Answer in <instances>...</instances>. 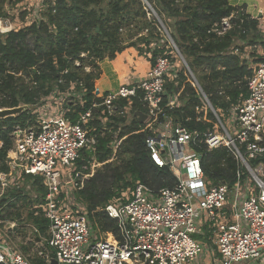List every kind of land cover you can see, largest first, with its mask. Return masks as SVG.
Returning a JSON list of instances; mask_svg holds the SVG:
<instances>
[{"label": "trees", "instance_id": "trees-1", "mask_svg": "<svg viewBox=\"0 0 264 264\" xmlns=\"http://www.w3.org/2000/svg\"><path fill=\"white\" fill-rule=\"evenodd\" d=\"M19 1L0 0V17L7 16L6 6ZM47 1L39 18L23 28L0 33V108L29 105L18 115L0 119V169H6L3 161L12 146L9 133L16 125L24 126L41 114L61 110L58 108L75 122L80 114L91 110L86 127L95 137V147L83 149L77 167L93 160L101 165L80 189L71 192L70 202L74 209L82 208L86 213L98 238L108 232L116 235L117 222L105 211L108 202L124 201V193L136 181L157 191L172 186L176 178L167 166L160 167L149 157L145 123L134 114L146 111L140 91L115 101L127 110L123 115H109L102 105L92 106L103 101L95 94V81L101 74L99 63L129 47L150 54V65L159 56L180 61V55L214 109L219 115L227 114L246 96L248 77L255 66L243 57L244 45L235 42L264 46L259 19L246 10V3L232 4L229 0H146L152 10L142 0ZM223 19H227L228 26ZM167 39L173 41L178 52ZM165 88L160 121L170 118L197 131L214 126V114L203 104L183 66L175 77H167ZM178 92L179 102L169 108L170 97ZM68 93L69 97L63 96ZM196 151L201 153L203 173L210 183L225 181L231 186L235 182L238 161L227 147L207 149L201 144ZM255 162L251 160L253 165ZM23 176L24 185L8 188L0 198V219L22 223L24 208L43 202L46 188L42 178ZM28 182L34 193L32 200L25 202L30 199L25 188ZM11 207L14 212L8 209ZM35 210H27L28 222L37 233L46 234L48 221L39 208ZM203 231L210 240L208 226ZM194 237L209 246L202 234ZM47 251H52L49 246ZM29 260L32 264H49L45 256L37 254Z\"/></svg>", "mask_w": 264, "mask_h": 264}, {"label": "built area", "instance_id": "built-area-1", "mask_svg": "<svg viewBox=\"0 0 264 264\" xmlns=\"http://www.w3.org/2000/svg\"><path fill=\"white\" fill-rule=\"evenodd\" d=\"M142 1L152 10L146 0ZM223 24L228 26L227 19ZM178 57L180 61L157 57L143 77L101 94L103 101L92 105H102L109 115H123L127 110L115 101L140 91L146 108L143 113L149 120L143 127L148 132L144 142L149 157L156 165L167 166L176 178L172 186L157 191L136 181L124 193V201L108 202L105 211L117 222L116 235L108 232L98 238L86 213L82 208L74 209L70 202L71 192L83 186L93 174L90 165L96 163L93 160L77 167L83 149L95 147V137L86 127L91 110L80 114L75 122L59 110L41 114L10 131L12 146L3 161L6 169H0V198L8 188L22 186L23 175L42 178L46 192L34 209L39 208L48 221L47 243L58 264H185L204 253L212 255L210 260L217 254L221 264H264V58L248 77L246 96L227 111L230 131L183 58ZM182 66L216 118L212 128L190 130L170 118L158 119L167 77H175ZM179 95L170 97L169 108L179 102ZM201 144L207 149L225 146L235 156L238 169L231 186L206 179L201 153L196 151ZM251 160L256 161L254 165ZM61 168H70L64 177ZM10 223L13 226L15 221ZM204 226L211 231L212 249L194 237L204 233ZM38 253L51 264L49 254ZM0 264L32 263L5 235L0 240Z\"/></svg>", "mask_w": 264, "mask_h": 264}, {"label": "rangeland", "instance_id": "rangeland-1", "mask_svg": "<svg viewBox=\"0 0 264 264\" xmlns=\"http://www.w3.org/2000/svg\"><path fill=\"white\" fill-rule=\"evenodd\" d=\"M47 4H48L47 0H20L14 6H10V7L6 6L5 11L7 13V16L0 17V33H5L11 29H19V28H23V27L27 26L32 20L39 18L41 16V13L44 11ZM240 4H242V3H240ZM259 7H261V10H259L258 7H253L250 9V11H252L251 14H253L254 17L259 19V29L262 33V38L264 40V1L262 4L260 3ZM246 10H247V7H246ZM256 11H259V12L262 11V12H260V16H258L259 13H256ZM167 40L170 42L169 39H167ZM235 44L236 45H238V44L244 45L243 50H242L244 53L243 57H245L248 61H250V65H252V66L264 58V46H262L260 44L248 45V44H246V41L243 42L240 40H237L235 42ZM237 51L239 52V49H237ZM116 56H118L117 58H119L118 63L122 64V67L127 69L126 72L124 71L125 73H124L123 77L121 76L122 84L132 83V82L140 79L141 77H143L146 74L147 70L149 69L150 64L148 61V57L150 56V54H145L144 52L140 53L133 47L125 48L122 52L117 53ZM255 60H256V62H255ZM100 68H101V65H100ZM101 74H102V68H101ZM99 78H100V76H99ZM113 80H114L113 77L110 75L108 70H106V74L100 80L99 85L101 88H107L109 82H111ZM96 83H97V80L95 81V87H96ZM179 94H180V92H179ZM66 95L69 97V93L64 94L63 96L66 97ZM41 104L42 103H40L38 105V107H40ZM44 107L46 108V111L49 110V107L46 104ZM58 109H61L59 111L63 110L62 108H58ZM220 116L222 117L225 125L231 131V122H230L229 118L227 117V114L226 113L225 114L220 113ZM143 122L145 123V125L147 127L149 120H147V118H145V119H143ZM97 164L98 163H95V165L91 164L89 167L93 173L95 172L96 168L100 167V165H101V164H98V165ZM68 170H70V168H67V169L61 168V173H62L63 177L66 175ZM22 184L24 185L25 182L23 181ZM25 188L27 189L26 193L30 198V199H26L25 202H28L29 200H32L34 192H33V190H31L32 187L30 185V182L26 183ZM17 205L20 206L21 203L17 202ZM35 205H37V204L33 203V204L29 205L30 207L27 206L26 208H24L25 210L22 209V210H24L23 216H22V221H23L22 223L23 224H25L26 221L27 222L30 221L26 217L27 210H35L34 209ZM8 209L10 210V212H14L12 207L8 208ZM1 211H2V209L0 210V213H1ZM8 220L9 219H6V220L3 219V222L0 224V240L3 239V237L5 235H8L12 239L14 244L18 247V249L28 259L31 255L38 254L37 252L41 248L47 249V244H46L47 243V237L45 236L46 234H42V233L40 234V237L46 238L45 240H42L40 238L41 240H39L38 242H35L34 234L36 232H34V231L30 232L29 227H26V226L22 227L21 226L22 223H20V222L18 223V221L15 222L16 223L15 226H11L10 222L13 220H10V221H8ZM25 227H26L27 231L24 229ZM212 248H213V245L211 246V249ZM216 255L217 254H214V259L210 260L212 255L210 253H204L203 255L198 256L195 260L189 261L185 264H221V262H219V259H217L215 257ZM236 264H259V263L258 262H252V261H241L240 263H236Z\"/></svg>", "mask_w": 264, "mask_h": 264}, {"label": "crops", "instance_id": "crops-1", "mask_svg": "<svg viewBox=\"0 0 264 264\" xmlns=\"http://www.w3.org/2000/svg\"><path fill=\"white\" fill-rule=\"evenodd\" d=\"M264 0H229L230 3L232 4H240V3H246L247 5V11L251 14L252 11H250L251 8L253 7H258L259 10H261V7L260 6V3L262 4ZM256 13H259L260 15V12L259 11H256ZM253 16V14H251ZM258 15V14H257ZM254 17V16H253ZM118 56H115L113 59H103L99 64L101 65V68H102V74L100 75V78L97 79V83H96V87H95V94L97 96H100L101 94L103 93H106L107 91H113V90H116L121 84H122V81H121V76L123 77L124 73L126 72L127 69L123 68L122 67V64L118 63V59L117 58ZM150 64V63H149ZM125 65V64H124ZM151 66V65H150ZM149 66V67H150ZM123 68V69H122ZM125 69V70H124ZM106 70H108V72L110 73V75L113 77V81L109 82L108 84V87L107 88H101L100 85H99V82L100 80L105 76L106 74ZM125 71V72H124ZM122 75H121V74ZM15 221V220H13ZM16 222V221H15ZM19 223V222H18ZM17 223V224H18ZM16 223L13 225L15 226ZM22 227L26 226V227H29L30 228V232H36L35 231V227L31 224V223H28L26 222L25 224H21ZM26 227L24 228L26 230ZM27 231V230H26ZM40 234L41 233H35L34 234V238H35V242H38L39 240H45L46 238H42L40 237ZM47 237V230H46V235ZM208 234L207 233H202V238L205 239L206 241H208V244H209V247L211 248V242L210 240H207ZM41 238V239H40ZM47 244V249L46 248H41L39 251H41L42 253L44 254H50L52 251L48 252V243ZM38 253V252H37ZM37 255H40L42 256V254H37Z\"/></svg>", "mask_w": 264, "mask_h": 264}, {"label": "water", "instance_id": "water-1", "mask_svg": "<svg viewBox=\"0 0 264 264\" xmlns=\"http://www.w3.org/2000/svg\"><path fill=\"white\" fill-rule=\"evenodd\" d=\"M260 16V15H258ZM29 108V105L26 104H22L16 107H4V108H0V119H4L8 116H15L18 115L20 113H22L23 111L27 110ZM135 115L138 116V119L143 121V119H145V114L141 111H136L134 112ZM200 156V155H199ZM49 258H50V262L51 264H58L57 260L54 257V253L51 252L49 254Z\"/></svg>", "mask_w": 264, "mask_h": 264}]
</instances>
